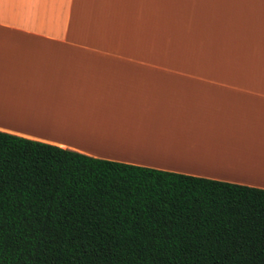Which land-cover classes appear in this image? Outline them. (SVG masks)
Returning <instances> with one entry per match:
<instances>
[{
  "label": "crops",
  "instance_id": "0c3cea01",
  "mask_svg": "<svg viewBox=\"0 0 264 264\" xmlns=\"http://www.w3.org/2000/svg\"><path fill=\"white\" fill-rule=\"evenodd\" d=\"M0 132L264 190V0H0Z\"/></svg>",
  "mask_w": 264,
  "mask_h": 264
},
{
  "label": "trees",
  "instance_id": "16d2710c",
  "mask_svg": "<svg viewBox=\"0 0 264 264\" xmlns=\"http://www.w3.org/2000/svg\"><path fill=\"white\" fill-rule=\"evenodd\" d=\"M0 264H264V190L0 132Z\"/></svg>",
  "mask_w": 264,
  "mask_h": 264
}]
</instances>
